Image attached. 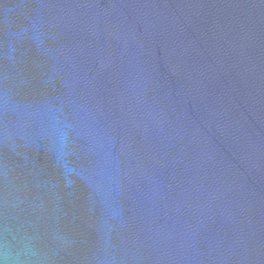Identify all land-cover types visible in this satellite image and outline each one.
<instances>
[{
    "label": "water",
    "instance_id": "water-1",
    "mask_svg": "<svg viewBox=\"0 0 264 264\" xmlns=\"http://www.w3.org/2000/svg\"><path fill=\"white\" fill-rule=\"evenodd\" d=\"M0 264H264V0H0Z\"/></svg>",
    "mask_w": 264,
    "mask_h": 264
}]
</instances>
